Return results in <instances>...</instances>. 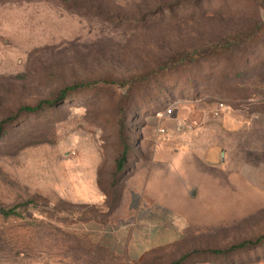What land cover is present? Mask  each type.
<instances>
[{
	"label": "rangeland",
	"instance_id": "374dc122",
	"mask_svg": "<svg viewBox=\"0 0 264 264\" xmlns=\"http://www.w3.org/2000/svg\"><path fill=\"white\" fill-rule=\"evenodd\" d=\"M0 126V264H264V0H0Z\"/></svg>",
	"mask_w": 264,
	"mask_h": 264
},
{
	"label": "trees",
	"instance_id": "16d2710c",
	"mask_svg": "<svg viewBox=\"0 0 264 264\" xmlns=\"http://www.w3.org/2000/svg\"><path fill=\"white\" fill-rule=\"evenodd\" d=\"M1 1H6V0H1ZM167 7H170L169 4L167 5ZM257 29H253L251 31H249L248 33L246 32H241L238 33L237 35H234L232 38H226L224 39L222 42H217V46H211L213 47L212 49H202L199 52H194V53H182V54H178L177 58H174L173 60H177L180 61L181 63H185V64H196L199 62H203L209 59L212 60H218L220 61L222 59V57L224 56V54L227 53V51H230L232 49V47H240L242 45V43L244 44L245 41H247L246 39L249 38L252 35H258L260 33V31L263 29L261 28V25L258 24L256 26ZM260 30V31H259ZM258 31V32H257ZM202 51V52H201ZM201 53V54H200ZM200 54V55H199ZM74 88H68L66 90L63 91L61 98L66 96L67 92L71 91ZM53 105V102L51 101H43L41 103H39L37 106L34 107H30V106H25L23 108H21L20 111H25L28 113H33V112H37L39 110H41L44 106H51ZM13 118L8 119L7 121H11ZM4 134V129L2 126H0V138L3 136ZM128 153H129V147L127 144H125V148L122 152V154L120 155L119 159H118V166H117V171L118 172H122L125 170V164H126V158L128 157ZM103 193L105 194V196L107 197V199H109L108 194L106 192L103 191ZM123 197V191L118 192V194L115 195V198L112 201L110 208V211H115V209H117L120 205L121 199ZM1 213L6 216V217H10V216H21L22 214L17 210V207H10V208H2L1 209ZM264 243V236L259 237L258 239H256L255 241H247V242H243L241 244H238L236 246L232 247V250H240L243 249L245 247H250V246H255L258 244ZM214 253L216 254H221L224 255L226 252L225 251H219L216 250L214 251ZM188 256H184L181 260L175 262L174 264H181Z\"/></svg>",
	"mask_w": 264,
	"mask_h": 264
},
{
	"label": "crops",
	"instance_id": "0c3cea01",
	"mask_svg": "<svg viewBox=\"0 0 264 264\" xmlns=\"http://www.w3.org/2000/svg\"><path fill=\"white\" fill-rule=\"evenodd\" d=\"M155 157H156V159L154 160L155 161L154 163L157 166L151 172L150 175L157 174V173L158 174H164V172H166V169H165L166 164H165V160L161 159L163 156L160 154L159 155L155 154ZM149 176H148V178H149ZM148 178H147L146 182L148 181ZM121 203H122V199H121L120 204ZM145 204L147 205V202H145ZM168 207L170 208V210H172V207L170 205H168ZM110 213H111V211H110ZM160 221H162V227L158 226V229H156L157 233L155 235H154V233L151 234V236H154V238H156V240H151V243H154V244L160 246V245H166L169 243L176 242L177 241L176 239L178 237L176 228L179 227V219H175L174 215H172V214L171 215L167 214V216L166 215L163 216V218H161ZM170 223H171V225H170ZM165 227H167V228H165Z\"/></svg>",
	"mask_w": 264,
	"mask_h": 264
},
{
	"label": "built area",
	"instance_id": "2783aa9c",
	"mask_svg": "<svg viewBox=\"0 0 264 264\" xmlns=\"http://www.w3.org/2000/svg\"><path fill=\"white\" fill-rule=\"evenodd\" d=\"M173 111H174V107H173V106H170V107H167V108H166L162 113H160L159 115H162V117H163L164 115H165V116H170V115H172ZM158 132H159L160 134L165 133V128L162 127V126H160V127L158 128Z\"/></svg>",
	"mask_w": 264,
	"mask_h": 264
}]
</instances>
